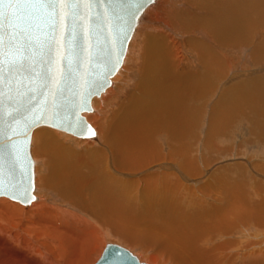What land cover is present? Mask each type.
I'll list each match as a JSON object with an SVG mask.
<instances>
[{
    "label": "bare ground",
    "instance_id": "bare-ground-1",
    "mask_svg": "<svg viewBox=\"0 0 264 264\" xmlns=\"http://www.w3.org/2000/svg\"><path fill=\"white\" fill-rule=\"evenodd\" d=\"M90 106L80 152L36 131L34 200L0 197V264H95L108 243L264 264V0H154Z\"/></svg>",
    "mask_w": 264,
    "mask_h": 264
},
{
    "label": "water",
    "instance_id": "water-1",
    "mask_svg": "<svg viewBox=\"0 0 264 264\" xmlns=\"http://www.w3.org/2000/svg\"><path fill=\"white\" fill-rule=\"evenodd\" d=\"M153 1L45 2L0 33V197L22 205L34 200L35 129L88 136L82 113L110 85L140 15ZM95 264L149 263L108 243Z\"/></svg>",
    "mask_w": 264,
    "mask_h": 264
},
{
    "label": "snow or ice",
    "instance_id": "snow-or-ice-1",
    "mask_svg": "<svg viewBox=\"0 0 264 264\" xmlns=\"http://www.w3.org/2000/svg\"><path fill=\"white\" fill-rule=\"evenodd\" d=\"M45 2L50 4L71 3L72 0H0V33L6 29H14L34 11L36 5ZM4 5H7V11H5ZM118 43L122 45V41L118 40ZM92 134L95 135V132Z\"/></svg>",
    "mask_w": 264,
    "mask_h": 264
},
{
    "label": "rangeland",
    "instance_id": "rangeland-1",
    "mask_svg": "<svg viewBox=\"0 0 264 264\" xmlns=\"http://www.w3.org/2000/svg\"><path fill=\"white\" fill-rule=\"evenodd\" d=\"M251 55H252V54L250 53V56H251ZM251 57L253 58V60H254L253 63H254V62L256 61V59H254L253 55H252ZM257 68H258V67H256L255 69H257ZM85 113H86V112H85ZM87 113H88V112H87ZM38 129H39V130H40V129H49V130H53L57 135H59V139H60V140L64 138V139H63V140H65V141H64V144H65V143H66V144L68 143L69 145H75L74 143L77 142V143H76V145H77V150H76V151H79V152H80V151H82V149H83V148H82L83 146H80L81 143L78 142L77 140H75L76 137H74V136H72V135H69V136H68L67 134H64V135L68 136V137L65 138V136H62L63 134H62L61 131H59V130L57 131L56 129L42 126V127H39V128H37V129H35V130H34L35 132L33 133V137H32L33 139H32V141H31V154H32L31 156H32L33 158H34V157H35L36 159H37V158H40V160H42V157H44V159H45V154H42V152H41V150H40V148H39V146H38V144H37L38 141H37V143H36V139L38 140V138H37V132H36V131H38ZM56 131H57V132H56ZM60 132H61V133H60ZM58 133H59V134H58ZM60 137H61V138H60ZM62 137H63V138H62ZM69 137H71V138L74 137V138L71 139V138H69ZM68 138H69L70 140H68ZM34 139H35V140H34ZM63 140H62V141H63ZM66 140H67V141H66ZM73 142H74V143H73ZM70 143H71V144H70ZM78 147H79V148H78ZM71 148L76 149V148H74V147H71ZM78 149H79V150H78ZM248 155H250V157H253V159H254V156H253L252 153H250V154H248ZM251 155H252V156H251ZM260 155H261V154H260ZM238 156H239V157H238ZM258 156H259V155H258ZM226 157H227V156H225V158H224V157H223V158L221 157L223 160H220L221 158H219L220 161H219V160H216V161L214 162L215 164H214V163H212V164H213V165H216V164L219 165L220 163H221V164H222V163H223V164H226L228 161H229V163H230V162H233V161L235 162V160H238V161H240V162L242 161V162H244V163L247 162L248 164H250L249 161H250V162L252 161V159H250L249 157H247V156H243V155L241 156V154H239V155H234V157H233V155H230V157H228V158H226ZM244 157H245L246 159H244ZM261 157H262V155H261ZM35 158H34V159H35ZM248 158H249V159H248ZM258 158H259V157H258ZM36 159H35V160H36ZM243 159H244V160H243ZM257 160H258V159L256 158V161H257ZM261 160L264 161L263 159H261ZM261 160H259V161H261ZM222 161H224V162H222ZM217 162H218V163H217ZM225 162H226V163H225ZM217 165H216V166H217ZM250 170H252V167H251ZM254 173L256 174V172H254ZM256 175H257V174H256ZM5 200L8 201V199H6V198H5ZM9 201H10V200H9ZM17 205H18V204H17ZM95 258H96V257H95ZM95 258H94V259H95ZM96 259H97V258H96ZM144 261H147V260H144ZM147 262H149V261H147ZM149 263L153 264L152 262H149ZM89 264H90V263H89Z\"/></svg>",
    "mask_w": 264,
    "mask_h": 264
}]
</instances>
